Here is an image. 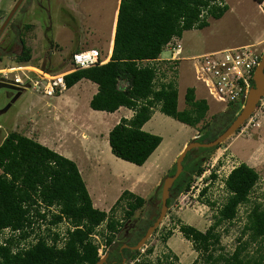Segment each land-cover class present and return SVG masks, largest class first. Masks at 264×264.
I'll return each instance as SVG.
<instances>
[{
  "label": "trees",
  "instance_id": "trees-1",
  "mask_svg": "<svg viewBox=\"0 0 264 264\" xmlns=\"http://www.w3.org/2000/svg\"><path fill=\"white\" fill-rule=\"evenodd\" d=\"M256 1L259 3L261 0ZM226 9L227 5L221 0H118L108 59L63 75L66 86L82 77L96 83V90L88 100L91 108L112 111L124 105L132 109L129 117L120 116L107 131L112 154L135 164H141L148 157L161 136L143 129L141 125L154 109L190 126H195L204 117L207 102L204 98L195 97L191 86L185 87L184 105L178 108L175 80L153 81V68L142 64L141 60L155 58L172 35L180 36L184 29L200 28L206 25L207 16L219 17ZM28 24L22 25L27 27ZM17 40L20 49L13 56V61L31 64L30 48L25 45L20 31ZM238 108L239 104L230 103L217 112L221 115L219 129L226 126ZM217 116L213 115L215 119ZM218 130L208 127L194 139H211L221 131ZM187 156L188 152L182 164ZM0 168V226L21 225L27 210L22 202H32L35 195L47 204L58 205L64 217L75 225L67 230L59 247L42 239L16 252L0 245V264H93L99 255L97 244L90 240L88 233L103 222L108 230L104 242L117 250L114 238L120 234L127 218L134 210H143L149 203L145 197L124 188L110 205L109 212L93 206L72 159L15 129L6 131L0 139ZM173 168L174 164L167 172H172ZM200 171L201 167L197 166L195 172ZM257 178L258 173L253 166L245 161L237 162L222 179L226 195L212 213L209 224L203 230L187 222L178 224V230L190 241L203 264H264V204L260 201L254 200L245 211L235 236L236 243L230 251L223 250L217 230L219 224L236 216L240 204L248 201V194ZM188 185L189 180L183 188ZM176 190L172 191L173 195ZM204 190L205 186L199 190L200 194ZM173 195L167 198V205ZM207 202L214 204L213 201ZM116 206L121 207V216L114 214ZM152 220L153 217L138 220L132 237L127 234V243L133 244ZM99 233L102 237L101 230ZM170 233L167 230L162 240ZM150 250V247L146 248L147 252ZM122 251L115 264L127 262L139 253L138 248H123ZM157 259L161 264H181L170 249ZM140 263L142 260L131 264Z\"/></svg>",
  "mask_w": 264,
  "mask_h": 264
},
{
  "label": "rangeland",
  "instance_id": "rangeland-1",
  "mask_svg": "<svg viewBox=\"0 0 264 264\" xmlns=\"http://www.w3.org/2000/svg\"><path fill=\"white\" fill-rule=\"evenodd\" d=\"M14 2L15 0H0V24ZM225 2L228 8L219 17L207 16L206 25L200 28L185 29L178 38L181 52L178 54L174 81L177 90V106L181 108L184 105V89L186 86H191L194 95L204 98L208 107L204 117L195 126L183 123L157 109L148 119L144 129L159 134L162 138L147 157V162L154 157L157 158L152 164L153 168L150 169L151 165L144 172H140L147 176L143 178L142 175L134 188L148 201L153 197L156 206L152 210L149 203H146L143 210H134L127 218L120 234L114 238L116 245L126 240L127 234L129 238L132 237L133 228L138 220L151 218L152 213L154 214L158 209L160 180L171 168L180 147L208 127L213 131L219 129L218 123L221 115L217 112L223 110L221 109L223 103L210 98L203 83L193 75V60L187 57L211 49L237 45L246 41L251 42L258 36L262 40L255 47L258 51L264 48V13L259 3L255 0H225ZM114 4L115 0H21L18 8L12 12L9 20L0 30V44H8L6 52L0 54V67L13 64L31 65L13 61V56L19 50L17 41L19 31L23 35L25 44L31 45L34 55L37 56L36 60L30 59V63L43 72L47 69L48 73H55L68 67L70 52L76 46H94L100 51L106 50ZM12 20L21 21L20 24L31 21V26L25 28L18 24L15 29ZM47 51H52L51 59L43 55ZM168 54L169 50L162 47L159 55L167 56ZM84 82L85 79L79 81L72 89L64 91L71 101L65 104L62 101L58 105L62 108L64 106V109L74 110L76 117L71 114L67 120L68 123L75 124L77 120H87L89 126H94L88 130L89 132L85 130L88 127H84L82 133L84 135L93 133L103 139L106 127L95 125L98 118L90 117L86 113V110H89L87 102L89 94L86 90H79ZM15 91L9 87H0V139L10 129L27 132L30 124L29 115L35 111L42 113L45 111V103L54 102L56 99L54 95H44L31 86H27L13 100H10ZM7 103L9 104L2 109ZM100 112L105 114L102 120L111 124L114 122L112 117L117 114L120 116L122 110L115 113L104 110ZM214 113L218 115L216 119L213 117ZM57 130L58 126L53 123L52 127L47 129V135L54 137ZM105 139L107 140V135ZM70 143L72 144L67 139L66 144L69 146ZM239 161H245L253 166L258 173V178L248 194V201L238 206L236 216L231 221H224L217 226L220 232L219 243L224 251H230L236 243L235 236L239 232L245 211L251 203L255 200L264 204V105L256 107L238 128L217 145L207 148L197 147L191 152L188 151V157L179 175L183 183L177 186V188L182 186L181 190L170 200L168 208L155 226L156 229L151 231L138 248L136 261L142 260L140 264H161L157 257L169 249L161 237L167 230L172 232L174 228L175 232L170 233L168 243L172 248L170 250L175 252L177 261L181 264H203L189 240L183 237L180 243L181 232L178 230V224L187 222L201 230L209 224L212 213L226 195L222 179L227 171ZM131 166L136 165L110 152V160L104 158V172L97 174L92 181L82 167L80 168L87 182L90 197L97 207L106 208L108 205L110 207L119 194V188L129 184L126 179L139 171ZM197 166L201 167L200 173L195 172ZM187 180H189V185L184 189L183 186ZM157 183L158 187L155 190ZM203 186L205 190L200 194L199 190ZM98 190L100 195L97 194ZM207 200L213 201L214 204L210 205ZM114 212L116 216H121V207L116 206ZM97 229H99L98 232L102 231V237L98 233V241L103 244L101 245L102 255L110 249L109 244L104 242L108 231L104 230L103 222L97 226ZM148 247L151 248L149 252L146 251Z\"/></svg>",
  "mask_w": 264,
  "mask_h": 264
},
{
  "label": "built area",
  "instance_id": "built-area-1",
  "mask_svg": "<svg viewBox=\"0 0 264 264\" xmlns=\"http://www.w3.org/2000/svg\"><path fill=\"white\" fill-rule=\"evenodd\" d=\"M179 36L172 35L162 47L169 50L167 56H160L141 60L153 68L154 80L167 82L175 80L177 72L178 54L181 52ZM254 44L244 43L203 51L187 57L193 60L192 72L200 80L211 99L223 103L221 109L227 107L226 103L242 104L249 87L252 84V70L259 58ZM103 62L99 51L94 46L74 49L68 58L69 66L62 71L48 73L40 69H29L27 65L13 64L0 67V80L20 86H31L40 93L52 95L65 88L63 75L71 70L91 66ZM28 67V68H27ZM264 105V93L257 100L256 107ZM0 168V173H1ZM32 202L23 201L22 206L27 207L25 218L21 225L0 226V245L7 246L10 252L27 248L29 245L42 239L47 244L59 247L63 244L67 230L75 225L59 211L55 203L47 204L35 195ZM59 215L57 218H55ZM97 224L88 233L90 240L97 244V254L101 255V245L98 241L99 229ZM104 230H106L104 228ZM108 231V230H107ZM137 257L124 261L122 264H131Z\"/></svg>",
  "mask_w": 264,
  "mask_h": 264
},
{
  "label": "crops",
  "instance_id": "crops-1",
  "mask_svg": "<svg viewBox=\"0 0 264 264\" xmlns=\"http://www.w3.org/2000/svg\"><path fill=\"white\" fill-rule=\"evenodd\" d=\"M221 1L227 5L225 0H221ZM117 3H118V0H115V4H114L113 9H112V17H111V22H110V34L108 37L107 48L104 51H100V49H98L96 47L98 49L100 57L103 59V61L107 60L109 57V54H110ZM19 4H18V6H19ZM259 5L264 6V0H261L259 2ZM18 6L16 8H18ZM227 8H228V5H227ZM28 23H30V26H31V21H28ZM22 37H23V35H22ZM261 40H262V38H259V36H258V37H256L255 40H253L251 42L246 41L245 43H252V44L256 45ZM239 44H244V43H239ZM27 46L30 48V53H31L30 59L34 58V60H36L35 58H37V56L34 55V52H33L31 45L27 44ZM84 47H86V46H81V47L76 46L72 50L84 48ZM51 54H52V51H50V52L47 51L46 54L43 53V55H46L49 59H51ZM43 55H42V58H43ZM28 67L30 69L36 70V66L33 63H31V65H29ZM83 79H85V82H84V84H82V87L79 90H86L88 92V94H89L88 99H87V102H88L89 98L91 97V94L96 90V83L93 81H90L87 78L82 77V78L78 79L77 81H75L70 86H65V88L62 91L55 92L54 94H52L56 97V99L54 100V102H51V103L46 102L45 103V106H44L45 111H43L42 113H40L39 111L38 112L35 111L33 114H30L29 119H28L30 124H29V129L27 132L20 131L17 129H15V130H17V131H19V132H21L27 136L34 138L35 140L39 141L40 143L52 148L53 150L61 153L62 155L67 156L68 158L72 159L77 166L78 172H79V174H80V176L84 182L85 188H86L88 195L90 197L87 182L84 179V177L82 175V171L80 168L82 167L85 174L90 178V181H92V178L95 177L97 174L104 172V167H103L104 158L105 159L108 158L110 160V149H109L108 142L105 139V136L107 135V131L118 120V118L120 116L129 117L132 114V109L128 108L124 105H119L116 109L112 110L111 112L115 113L118 110H122V112L120 113L121 115L119 116L117 114L116 116L112 117V121H114V122L113 123L111 122V124H109L108 122L102 120L103 118H105V114L100 112L103 109H94L88 105L89 110H86V113L89 114L90 117L98 118L95 125L98 124L99 126H101L103 128L106 127V131L104 132L103 139H100L98 136H96L93 133H91V134L88 133V134L84 135L82 133V132H84V127L87 126L88 129H85V130H87V132H89L88 130L92 129L91 127L94 125L89 126V123L87 120L80 121L81 119L75 121V124L68 123L67 120L71 117V114H73V117H76L74 110L72 108L64 109V106L62 108L60 105H58L62 101H64V104H65V102L71 101V98L69 97V95H67V93H65L64 91L72 89L74 86H76L78 84L79 81H81ZM44 95H46V94H44ZM72 102H73V100H72ZM88 111L89 112L93 111V112L88 113ZM104 111H106V110H104ZM154 111H155V109H154ZM154 111L152 112V114L154 113ZM152 114L150 115V117L152 116ZM148 119L142 123L141 127L143 129L145 128ZM53 123L58 126V130L56 131V134L54 137H50L49 135H47V129L52 127ZM80 133H82V134H80ZM67 139L69 140V142H72L73 145L70 143V145L68 146L66 144ZM180 148H182V147H180ZM156 159L157 158L154 157V158H152V160L147 162V158H146L141 164H135L134 163L136 166H131V167L138 169L139 171L134 172L131 177L126 179V180H128L129 184L126 187H120L119 193L124 188L128 189L134 193H137L134 186H136V183H138L140 181L139 178L142 175H143V178H145L147 176V174L140 173V172H144L147 168H149L153 164L154 160L156 161ZM127 162L132 163L129 161H127ZM128 165H131V164H128ZM152 168H153V165L151 166L150 169H152ZM97 194L100 195L99 190L97 191ZM137 194H139V193H137ZM141 196H143V195H141ZM90 199H91V197H90ZM91 203L93 206L97 207L93 203L92 199H91ZM107 207H109V205ZM107 207L106 208L97 207V208L103 209L106 211L108 209ZM172 230L173 231L171 232V234H173L175 232L174 228H172ZM171 234L169 236H167L165 239V243L169 247V249H172L168 243V238L171 236ZM179 237H180L179 240L181 238H183V236L181 234ZM183 239H185V238H183ZM180 243H181V240H180Z\"/></svg>",
  "mask_w": 264,
  "mask_h": 264
},
{
  "label": "water",
  "instance_id": "water-1",
  "mask_svg": "<svg viewBox=\"0 0 264 264\" xmlns=\"http://www.w3.org/2000/svg\"><path fill=\"white\" fill-rule=\"evenodd\" d=\"M21 0H15L13 5L11 6L10 10L5 15L4 19L2 20L0 24V29L4 26V24L7 22V20L10 18L12 12L16 9L18 4ZM261 10L264 13V6L261 5ZM252 84L249 87L246 96L242 102V104L239 106V109L234 113L231 120L226 124V126L218 132L213 138L208 140H195L194 138H191L187 140L182 148L179 150L178 154L175 157L174 160V171L172 174H165L159 183L160 186V206L157 215L153 218L150 224H148L143 232V234L131 245H127L126 243H123L122 246H128L130 249H136L141 246V244L144 242L146 237L151 233V231L155 228V226L159 223L161 217L163 216L166 204H165V198L168 196V187L173 181V179L178 175L179 171L182 168V159L186 152L193 151L196 147H211L215 146L218 142H220L223 138H225L227 135L232 133L236 128L240 126L244 122V120L251 114L252 110L256 106L257 100L259 97L264 93V48L260 51L258 61L256 65L253 67L252 70ZM9 87L12 89H15V93L11 96L10 100H13L19 93L20 90L23 89L26 86H20L17 84H12L9 82L0 81V87ZM9 103H7L2 109H4ZM158 185V184H157ZM156 185V188L158 187ZM182 186H179L176 190V194L181 190ZM150 199V198H149ZM106 253H103L98 257V259L93 264H102L105 260Z\"/></svg>",
  "mask_w": 264,
  "mask_h": 264
},
{
  "label": "flooded vegetation",
  "instance_id": "flooded-vegetation-1",
  "mask_svg": "<svg viewBox=\"0 0 264 264\" xmlns=\"http://www.w3.org/2000/svg\"><path fill=\"white\" fill-rule=\"evenodd\" d=\"M12 15V14H11ZM4 19V18H3ZM9 20V19H8ZM7 20V21H8ZM21 23V21H18V22H16V21H14V20H12V23H13V26H14V28L16 29L17 28V26H18V24L21 26L22 24H24V23H28V22H24V23H22V24H20ZM6 24V23H5ZM4 24V25H5ZM30 26V23L27 25V27H25V28H28ZM4 27V26H3ZM2 27V28H3ZM22 27H23V25H22ZM1 28V29H2ZM0 29V30H1ZM7 46H8V44L6 43V44H0V54L1 53H3V52H6V49H7ZM20 49V48H19ZM19 52V50L16 52V54ZM0 81H2V80H0ZM4 82H6V81H4ZM197 148V147H196ZM188 157V156H187ZM183 165H184V163L182 164V167H183ZM173 171H174V168H173ZM173 171L172 172H170V173H168V172H166L165 174H172L173 173ZM180 173H181V170L179 171V173H178V175L173 179V181L171 182V184L169 185V187H168V196L165 198V204H166V200H167V198L169 197V196H172L173 194H172V191L173 190H175L176 188H177V186L178 185H180L181 183H183V181L181 180L182 178H180L179 177V175H180ZM175 195H173V197H174ZM151 198V197H150ZM153 200H154V198L152 197L151 198V200H149V206H150V208L153 210V209H155L154 207L156 206L155 204H154V202H153ZM169 205V204H168ZM168 205L166 204V209L168 208ZM159 206H160V201H159ZM166 209H165V211H166ZM158 210H159V207H158V209L154 212V214L152 213V216H151V218L153 217H155L156 215H157V213H158ZM153 212V211H152ZM127 241H128V238L126 239V240H122L120 243H119V245H117V250H115L114 248H111L110 246V249H108V250H106L104 253H106V256H105V260H104V262L102 263V264H115L116 262H117V257L118 256H120L122 253H123V248H129L128 246H122V244L123 243H126L127 245H131V244H128L127 243Z\"/></svg>",
  "mask_w": 264,
  "mask_h": 264
}]
</instances>
